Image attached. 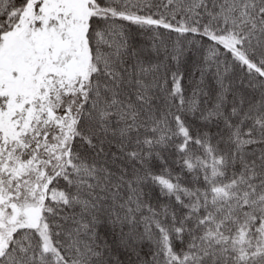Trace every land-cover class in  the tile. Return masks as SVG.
Listing matches in <instances>:
<instances>
[{"label": "snow or ice", "instance_id": "1", "mask_svg": "<svg viewBox=\"0 0 264 264\" xmlns=\"http://www.w3.org/2000/svg\"><path fill=\"white\" fill-rule=\"evenodd\" d=\"M0 264H264V0H0Z\"/></svg>", "mask_w": 264, "mask_h": 264}]
</instances>
